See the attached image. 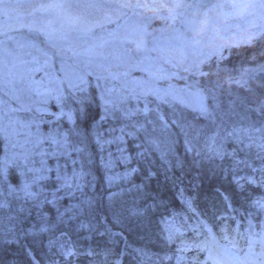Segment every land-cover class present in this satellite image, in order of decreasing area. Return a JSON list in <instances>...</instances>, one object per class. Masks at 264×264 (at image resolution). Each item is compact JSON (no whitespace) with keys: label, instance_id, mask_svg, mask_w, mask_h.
I'll list each match as a JSON object with an SVG mask.
<instances>
[{"label":"snow or ice","instance_id":"6c2138e0","mask_svg":"<svg viewBox=\"0 0 264 264\" xmlns=\"http://www.w3.org/2000/svg\"><path fill=\"white\" fill-rule=\"evenodd\" d=\"M9 3L10 0H0V16L5 19L9 18L5 7ZM27 27L29 34L38 32L45 42L31 35L16 37L0 32V53L6 54L0 55V236L7 237L15 231L2 215L15 202V211L9 212L6 219H16L17 213L35 215L40 222L39 232H55L49 236L48 247L58 249L63 264H80L82 257L87 258L86 264H123L122 252L117 255L109 249L97 253L91 245L85 247L79 241H91L92 233L125 238L123 232L110 227L98 230L93 209L101 199L107 200L111 208V202L124 190L113 188L122 182L130 185L128 192L143 191V180L134 182L140 173L134 158L144 157L148 151L145 145H153L160 158L170 164L165 159L167 152L160 151L159 142L149 135L159 126H179L173 106L164 99L171 94L170 88H161L136 74H148L147 68L110 73L106 78L93 76L89 68L88 75L83 76L75 60L56 57L49 51L45 46L48 34L43 28ZM144 59L150 65L153 58L146 54ZM153 99L157 103L153 104ZM176 102L203 118L210 114L204 102L195 108ZM90 107L98 113L92 119L88 117ZM164 107L170 109V118L165 116ZM137 116L142 118L139 123L134 119ZM124 121H131V126ZM185 145L191 152L187 140ZM154 178L155 172L149 169L146 179ZM260 180L257 183L248 177L254 187L264 186V176ZM98 183L107 189L102 196L96 195ZM185 203L192 207L190 200ZM256 203L264 208V200ZM101 222L106 224L107 217L101 215ZM113 222L120 223L116 217ZM163 232L174 254L160 255L137 248L139 264H186L189 257L185 253L193 247L201 251L207 248V259L220 264L223 249L215 237L211 243L193 245L180 240L178 245L177 237H183L184 232L174 218L163 224ZM232 243L235 246L234 240ZM28 254L34 259L30 251ZM97 255L102 256L101 261L95 259ZM190 259L192 264H203L198 254Z\"/></svg>","mask_w":264,"mask_h":264},{"label":"trees","instance_id":"16d2710c","mask_svg":"<svg viewBox=\"0 0 264 264\" xmlns=\"http://www.w3.org/2000/svg\"><path fill=\"white\" fill-rule=\"evenodd\" d=\"M119 8L126 13V7ZM149 15L153 14H144L142 17L147 22V28H154L156 23L162 25L168 22L164 17L159 19V14L150 18ZM165 15L167 14H160ZM133 16L134 12L131 17ZM150 19L156 21L151 23ZM259 65H264V44L240 48L231 46L227 56L221 53L218 59L212 58L207 63V67L203 68L206 77L201 80L199 86L209 93L207 103L210 110L209 118L195 116L196 118H190V127L183 121L178 123L179 126H172L169 130L163 128L158 130L157 127L155 132L149 133L159 142L160 151L167 152L165 159L170 164L160 158L153 145H145L148 151L144 157L134 158V162L140 166V173L134 182L140 183L143 180V191L137 189L128 192L126 189L130 185L122 182L113 188V191L124 190L111 202V208L107 200L101 199L93 209L94 222L98 224V230L110 227L113 231L123 232L125 238L110 235L101 237L92 233L94 251L101 253L111 249L117 255L122 252L120 258L123 264H139L135 246L151 249L169 247L162 231L163 223L159 225L158 221L164 214L178 221L179 227H184L185 224H196V215L211 222L216 215L226 211L227 204L241 223H252L256 220L253 214L247 215L249 202L264 195V186L254 187L245 181V177L254 172L251 166L255 165L253 163L257 161L259 152H255V146H247L242 140L254 138L256 132L264 128L257 125L260 124L257 120L260 118L252 117L245 120L256 111L249 105L241 103L243 99L264 100V78L259 80L260 83L257 85L251 86V92L246 94H243V89L238 85L241 82L233 81L238 80L240 78L238 75L246 69ZM214 81L219 82L218 89L217 85L212 84ZM211 89L215 96H212ZM263 107L264 105H261L259 110ZM97 114L94 107L89 108V119ZM260 115L264 116V109ZM165 116L168 117L166 114ZM130 122L124 121L129 127ZM172 131L174 132L170 133ZM185 140L191 146V152L186 150ZM131 143L132 141H129V145ZM262 163L264 164V154ZM149 169L155 172L154 179H146ZM241 175L242 180H235ZM261 176H264V172L259 170L253 174L257 183H261ZM96 191V195L102 196L107 189L98 183ZM188 200L191 201V208L185 203ZM133 210H137L135 215L132 214ZM140 210H143L142 213ZM14 211L15 202L2 214L5 223L14 225L15 231L7 237L0 236V264H53L57 260L63 264L59 251L54 247L51 249L48 247L49 236H54L55 232L48 234L39 232L40 222L36 221L35 215L26 217L25 214L17 213L16 219L8 221L6 218L9 212ZM101 215L107 217L106 224L101 222ZM113 217L120 223H114ZM225 221L224 219L223 223H226ZM30 229L31 236H26L24 231ZM183 231L186 232L188 229L185 228ZM192 237L196 238L193 234ZM181 238L177 237L178 245ZM7 240L12 242L8 243ZM86 241L80 240L79 243L85 246ZM29 251L34 259H30ZM167 252H173V249L169 248ZM95 259L101 261L102 256L97 255ZM86 260L82 257L80 264H86Z\"/></svg>","mask_w":264,"mask_h":264},{"label":"rangeland","instance_id":"374dc122","mask_svg":"<svg viewBox=\"0 0 264 264\" xmlns=\"http://www.w3.org/2000/svg\"><path fill=\"white\" fill-rule=\"evenodd\" d=\"M119 6L126 7V13ZM5 7L9 18L0 16V32L31 35L44 43L45 37L38 32L29 34L27 26L43 28L49 51L75 60L83 76L89 68L93 76L102 78L147 68L148 74H136L170 88L171 94L164 99L182 110L187 107L176 101L193 108L204 102L194 78L190 80L191 72L201 77L200 67L211 54L227 56L231 43L249 44L264 33V0H10ZM162 13L171 18V26L147 28L144 14ZM203 47L206 50L200 59ZM146 54L153 58L150 65ZM203 262L213 264L207 258Z\"/></svg>","mask_w":264,"mask_h":264},{"label":"clouds","instance_id":"9594fccd","mask_svg":"<svg viewBox=\"0 0 264 264\" xmlns=\"http://www.w3.org/2000/svg\"><path fill=\"white\" fill-rule=\"evenodd\" d=\"M220 264H229V261L226 257L221 256L220 257Z\"/></svg>","mask_w":264,"mask_h":264},{"label":"bare ground","instance_id":"6f19581e","mask_svg":"<svg viewBox=\"0 0 264 264\" xmlns=\"http://www.w3.org/2000/svg\"><path fill=\"white\" fill-rule=\"evenodd\" d=\"M100 185H101V184H100ZM155 218H157V216H156ZM24 234H25L26 236H31V232H30V230H25V231H24Z\"/></svg>","mask_w":264,"mask_h":264}]
</instances>
